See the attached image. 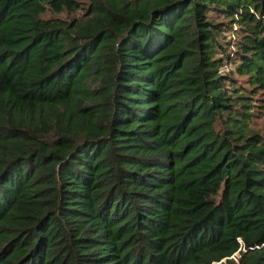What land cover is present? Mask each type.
<instances>
[{
	"label": "trees",
	"instance_id": "16d2710c",
	"mask_svg": "<svg viewBox=\"0 0 264 264\" xmlns=\"http://www.w3.org/2000/svg\"><path fill=\"white\" fill-rule=\"evenodd\" d=\"M257 99L264 0H0V264H264Z\"/></svg>",
	"mask_w": 264,
	"mask_h": 264
},
{
	"label": "rangeland",
	"instance_id": "374dc122",
	"mask_svg": "<svg viewBox=\"0 0 264 264\" xmlns=\"http://www.w3.org/2000/svg\"><path fill=\"white\" fill-rule=\"evenodd\" d=\"M254 103L261 105L253 107L254 115L252 116V123L259 129H264V101L257 99Z\"/></svg>",
	"mask_w": 264,
	"mask_h": 264
},
{
	"label": "built area",
	"instance_id": "2783aa9c",
	"mask_svg": "<svg viewBox=\"0 0 264 264\" xmlns=\"http://www.w3.org/2000/svg\"><path fill=\"white\" fill-rule=\"evenodd\" d=\"M234 254H235V253L229 255V257H235ZM218 262H219V261H216V262H214L213 264H218Z\"/></svg>",
	"mask_w": 264,
	"mask_h": 264
}]
</instances>
